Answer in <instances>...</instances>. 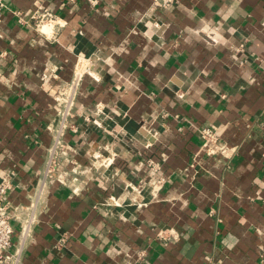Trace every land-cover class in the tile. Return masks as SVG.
Returning a JSON list of instances; mask_svg holds the SVG:
<instances>
[{"label": "crops", "instance_id": "crops-1", "mask_svg": "<svg viewBox=\"0 0 264 264\" xmlns=\"http://www.w3.org/2000/svg\"><path fill=\"white\" fill-rule=\"evenodd\" d=\"M1 1L16 264H264V0Z\"/></svg>", "mask_w": 264, "mask_h": 264}, {"label": "built area", "instance_id": "built-area-1", "mask_svg": "<svg viewBox=\"0 0 264 264\" xmlns=\"http://www.w3.org/2000/svg\"><path fill=\"white\" fill-rule=\"evenodd\" d=\"M155 5L157 7H160L162 9L167 8L168 6L175 3L176 0H153ZM94 1H92L93 3ZM4 8V5L2 1L0 0V21L2 17V9ZM30 19L32 20L33 27L36 30H39L42 26L46 25L50 21V17H48L45 13L44 14H33ZM88 69L86 70V72ZM3 75L0 73V81L3 80ZM75 92V83H71L70 92L68 94V99L65 101V109L63 110V114L60 121V130L62 128L66 127L65 124V117L69 115V112L71 110V107L73 105V95ZM61 97H65L64 93L61 94ZM93 123L97 126H100L98 122L93 121ZM75 132L76 130L73 129ZM198 135L203 140V146L207 149V151H211L210 147L211 145L216 143V134L209 128H202L198 130ZM212 151H214L215 148H212ZM219 153L223 154L225 153L226 149L222 145L220 148L216 149ZM145 165L151 169H154L155 167L153 165V162L151 159H147L144 161ZM55 168V163L52 161V159H49L44 177H49L51 173L53 172ZM73 173H76V170H73ZM44 178V179H45ZM43 181V180H42ZM44 185V183H43ZM12 184L9 179H1L0 180V264H16L17 257L16 255H12L10 253V249L12 247V234H13V228L11 226L12 220L15 218L14 211H10L9 207L4 204L5 195L6 193L11 189ZM110 203H113V198H109L108 202H106V206H110ZM159 238L164 239L162 234H159Z\"/></svg>", "mask_w": 264, "mask_h": 264}]
</instances>
